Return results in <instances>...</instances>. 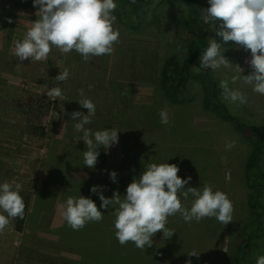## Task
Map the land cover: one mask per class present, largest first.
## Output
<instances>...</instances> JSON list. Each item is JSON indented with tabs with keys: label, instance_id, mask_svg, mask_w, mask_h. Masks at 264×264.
I'll use <instances>...</instances> for the list:
<instances>
[{
	"label": "rangeland",
	"instance_id": "1",
	"mask_svg": "<svg viewBox=\"0 0 264 264\" xmlns=\"http://www.w3.org/2000/svg\"><path fill=\"white\" fill-rule=\"evenodd\" d=\"M18 1L10 0L11 4L0 8V183L8 182L13 188L20 185L21 196H28L30 201L24 231H16L18 218H13L0 233V264H104L100 254L69 244L76 241L68 236L61 238L62 234H71L64 228L67 222L63 217L68 196L91 198L98 208L99 196L90 189L98 186L109 196L105 187L94 183L99 179V171L80 164L85 151L82 148H71L72 165L57 170L53 169L59 162L49 158L50 153L66 156L71 145H85L82 134L74 129L76 121L72 120L73 113L88 112L78 102L82 99L81 89L96 105V114L86 127L93 131L116 128L120 131L118 144L148 146L142 166L161 163L165 152L173 150L170 155L177 154L178 175L191 177L186 189L210 185L225 192L232 201L234 212L229 224L215 218L182 224L177 213V257L174 254L175 258L169 257L170 260L177 264H236L233 255L245 226L253 218L248 209L250 191L243 177L249 147L231 124L218 120L203 108L198 82H193L189 90L192 99L188 104H170L160 89L161 68L167 58L186 55L187 45L199 37L215 38L212 25L208 24L204 34L181 28L174 15L187 16L190 10L187 2L154 0L150 4H137L133 13L125 14L116 0L114 27L119 29L120 36L110 55L90 57L85 62L75 51L64 53L53 48L45 60L21 62L14 55L12 41L23 39L32 27L25 21L32 16H27L31 15L28 9L18 7ZM209 7L208 0H202V16ZM129 21H135L139 30H129ZM219 43L221 54L231 64L208 71L219 85L228 79L230 88L246 95V104H232L224 99L219 86L230 111L258 125L264 135V95L253 92L252 86L242 80L243 75L253 72L249 63L251 52L232 41ZM65 69L70 72L68 80L56 81L55 77ZM199 74L195 70V75ZM55 86H61L62 95L48 97V88ZM24 99L34 106L32 117L20 106ZM48 104L50 108L46 107ZM162 110L169 115L166 125L160 122ZM45 114L46 121L42 119ZM35 122L47 127L45 137L33 134L30 124ZM118 144L108 149L101 147L100 156L115 159L124 154ZM124 148L132 153L136 147ZM81 165L82 171L74 170ZM134 168L133 162L131 169ZM191 202V197L183 201L189 208ZM101 211L104 220L114 216L111 206ZM193 253L196 255L192 256ZM261 255L264 240L254 246V260Z\"/></svg>",
	"mask_w": 264,
	"mask_h": 264
},
{
	"label": "clouds",
	"instance_id": "2",
	"mask_svg": "<svg viewBox=\"0 0 264 264\" xmlns=\"http://www.w3.org/2000/svg\"><path fill=\"white\" fill-rule=\"evenodd\" d=\"M208 3L210 7L201 17L203 23H211L214 29L219 23L222 30H217L216 36L222 37L225 43L232 41L245 51L250 50L249 63L253 72L243 75L242 80L252 86L253 92L264 95V0H208ZM33 6L38 8V20L32 23L22 40L12 41L18 61L45 60L56 48L64 53L75 51L87 62L90 57L110 55L118 42L120 32L114 27L116 0H33ZM207 41L200 57L201 67L215 71L231 64L221 54L222 47L217 39L209 38ZM69 76V70L65 69L55 80L64 83ZM219 86L225 100L237 105L247 103L246 95L239 89L230 88L228 79L222 80ZM61 95V86L48 88V97ZM80 95L82 99L78 102L88 112L85 115L77 111L73 113L72 120L76 121L74 129L82 134L81 140L87 148L83 152V164L94 168L99 149L118 144L120 131L116 128L93 131L86 127L96 114V105L84 96L82 89ZM160 122L168 124L166 110L160 112ZM179 172L177 164L146 163L139 178H134L127 186L124 196L114 192L111 198H107L100 187L93 186L90 191L98 194L100 208L91 198L68 196L63 217L69 227L80 230L89 222H100L104 217L101 209L107 210L111 206L114 208L116 239L121 245L132 242L139 249L150 247L152 237L158 232L171 237L173 234L166 226L168 218L177 213L186 223L199 222L204 218H215L223 224L232 222L234 207L225 192L214 190L210 185H204L202 189H186L191 177L182 178ZM109 175L116 182L117 173L113 171ZM20 191V185L13 188L8 182L0 183V233L9 226L11 219L24 218L26 206ZM190 197L189 208L183 201ZM256 264H264V255L257 257Z\"/></svg>",
	"mask_w": 264,
	"mask_h": 264
},
{
	"label": "trees",
	"instance_id": "3",
	"mask_svg": "<svg viewBox=\"0 0 264 264\" xmlns=\"http://www.w3.org/2000/svg\"><path fill=\"white\" fill-rule=\"evenodd\" d=\"M117 1L122 4L123 12L126 14V11L133 13L137 4H150L154 0H135V3L132 0ZM170 1L189 3L190 10L188 15H174V18L184 30L204 34L208 24L203 23L201 19L202 0ZM31 3L33 4L32 1ZM20 6L23 7L22 4ZM30 7L36 8L33 5ZM30 19L34 20V17ZM137 25L135 21H129L127 28L131 31H138L139 27ZM217 30H222L219 23L215 27L214 38L219 43L223 38L216 36ZM207 44L208 41L203 36L199 37L187 45L186 55L181 58H167L161 68L160 89L170 104L174 106L188 104L192 99L189 96V90L193 86V82H198L203 94V108L211 112L218 120L231 124L240 133L242 140L248 145L250 152L245 162L243 177L250 191L248 195V209L253 218L244 228L239 247L234 253L233 259L236 264H255L256 261L253 258L254 246L258 241L264 240V135L258 125L247 122L230 111L221 97L218 82L212 77L208 69L200 66V57ZM195 70L200 71V74L195 75ZM20 106L27 109L32 117L34 106L29 100H21ZM46 107L50 108L51 105L48 104ZM42 119L46 121L48 115H43ZM31 120L33 121L32 118ZM30 127L34 130L33 134H39L42 137H45L47 134V127L41 125V123H31ZM127 145L136 147L135 151L132 153L126 152L124 147H127ZM71 148H82L85 151L87 149L86 145H71L66 156L50 153L49 158H54V160L59 162L58 166L54 167L53 170H57L58 167L62 168L72 165V163H69ZM118 149H123L124 154L117 155L115 159L108 155H99L97 164L93 169L96 172L97 170L99 171L97 175L99 179L94 180V183H99L102 188H106V192L109 193L107 198H111L114 192H118L121 196L126 194L127 186L133 182L134 178H139L144 171V166H142L143 154L148 151L149 147L142 148L140 145L126 142L118 144ZM172 151L168 150L165 152L164 160L161 163L177 164V154L176 157L171 156L170 153ZM48 159H46V163ZM133 162L135 168L131 169ZM80 164L84 165L83 159H81ZM82 165L77 169L69 167V170L74 169L80 172L84 169ZM84 166L87 167L86 165ZM87 168L90 169L89 167ZM113 171L117 173L116 182L110 179L109 174ZM82 177L86 178L85 176ZM23 200L26 206L25 215L23 219L18 218L16 223V231L20 233L24 231L27 222L30 198L24 196ZM114 222L115 216H112L105 220L102 219L100 222H89L80 230H73L66 224L64 228L71 234H62L61 238H63V235L68 236L73 242L76 241V243L70 242L69 244L76 247L79 246V248L86 247L93 253L100 254L104 260V264H166L169 257H177V214L168 218L166 226L173 235L171 237L169 235L164 236L162 231L158 232L152 237L151 246H146L144 249L136 248L132 242L121 245L115 237ZM180 223L184 224L182 217ZM86 240L89 242H86ZM101 246L103 248H100Z\"/></svg>",
	"mask_w": 264,
	"mask_h": 264
},
{
	"label": "crops",
	"instance_id": "4",
	"mask_svg": "<svg viewBox=\"0 0 264 264\" xmlns=\"http://www.w3.org/2000/svg\"><path fill=\"white\" fill-rule=\"evenodd\" d=\"M31 1L33 2V0H19V1H18V7H19L20 9H23V8H24V9H28L29 14H31V15H27V16H32L31 18L34 17V20L28 18L29 21H27V20L25 21V22L27 23V25H32L33 22H36V21L38 20L37 15H36V13H37V11H38V8H32V7H30V5H28V3L32 4ZM5 4H11L10 0H0V8H1V5H5ZM21 4L23 5V7L20 6ZM2 9H3V11H5L4 8H2ZM8 10H9V9H8ZM9 12H10V11H9ZM7 13H8V12H7ZM15 14H16V15H19V14H17V13H15ZM27 14H28V13H27ZM25 15H26V13H25ZM25 15H24V16H25ZM35 18H36V19H35ZM166 264H177V262L168 259L167 262H166Z\"/></svg>",
	"mask_w": 264,
	"mask_h": 264
}]
</instances>
